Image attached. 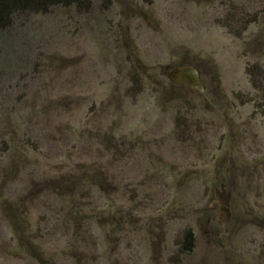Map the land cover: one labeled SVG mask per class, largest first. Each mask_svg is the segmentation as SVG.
Wrapping results in <instances>:
<instances>
[{
  "label": "rangeland",
  "instance_id": "obj_1",
  "mask_svg": "<svg viewBox=\"0 0 264 264\" xmlns=\"http://www.w3.org/2000/svg\"><path fill=\"white\" fill-rule=\"evenodd\" d=\"M231 1L227 25L228 0H95L2 47L0 264H260L264 119L245 66L264 61V0ZM179 64L203 93L170 82Z\"/></svg>",
  "mask_w": 264,
  "mask_h": 264
},
{
  "label": "trees",
  "instance_id": "obj_2",
  "mask_svg": "<svg viewBox=\"0 0 264 264\" xmlns=\"http://www.w3.org/2000/svg\"><path fill=\"white\" fill-rule=\"evenodd\" d=\"M94 1L95 0H0V52L1 49H3L2 47L8 46L9 43H12V46L16 45L19 31L27 25L31 18L56 15L65 10H73L81 15L86 14L91 11ZM225 5L224 9L227 15L225 17V24L228 25L232 23L235 18H240L242 13L234 12L238 7L233 4L231 0H228ZM135 12V10L132 11V14H135ZM248 22L257 23L259 20L256 15H254L250 17ZM246 29V27H241L236 33L234 31L232 32L236 37H240ZM10 47L11 45H9V48ZM261 56L263 57L264 55ZM186 65L189 64H179L178 67ZM245 74L252 89L250 96L247 98V102L251 103L255 112L264 119V61L258 60L254 63L247 62ZM176 246L180 254L185 256L192 255L197 246L196 238L192 230L187 229L183 233L181 239L176 241ZM169 260L171 261V259ZM258 260L260 264H264V249L263 252H260ZM180 262L176 264H180Z\"/></svg>",
  "mask_w": 264,
  "mask_h": 264
},
{
  "label": "water",
  "instance_id": "obj_3",
  "mask_svg": "<svg viewBox=\"0 0 264 264\" xmlns=\"http://www.w3.org/2000/svg\"><path fill=\"white\" fill-rule=\"evenodd\" d=\"M170 82L174 85H183L195 89L201 93L205 91V86L201 78L199 69L194 65L179 66L174 68L168 76ZM220 197V196H219ZM224 202L225 198H220ZM221 210L227 211L226 205L222 203ZM228 218V213L226 212Z\"/></svg>",
  "mask_w": 264,
  "mask_h": 264
}]
</instances>
